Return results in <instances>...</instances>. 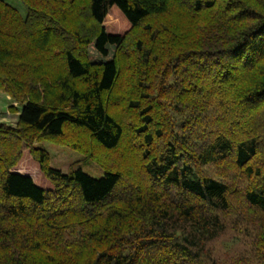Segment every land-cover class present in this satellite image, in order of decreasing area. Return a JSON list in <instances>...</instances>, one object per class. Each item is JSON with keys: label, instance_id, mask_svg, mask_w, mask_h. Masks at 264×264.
<instances>
[{"label": "trees", "instance_id": "16d2710c", "mask_svg": "<svg viewBox=\"0 0 264 264\" xmlns=\"http://www.w3.org/2000/svg\"><path fill=\"white\" fill-rule=\"evenodd\" d=\"M79 1L23 0V17L0 0V91L22 105L0 123V264H264V0ZM38 138L124 150L89 154L95 178L51 167ZM23 149L51 188L15 170ZM228 228L251 251L219 261L206 243Z\"/></svg>", "mask_w": 264, "mask_h": 264}, {"label": "rangeland", "instance_id": "374dc122", "mask_svg": "<svg viewBox=\"0 0 264 264\" xmlns=\"http://www.w3.org/2000/svg\"><path fill=\"white\" fill-rule=\"evenodd\" d=\"M6 1L12 6H14L19 11L21 16L23 17L26 16L27 6L23 2V0H6ZM79 3L80 1L76 0V4L72 6L73 11L78 9ZM52 5L54 8H56L57 6H61L62 4L59 2V0H54V2H52ZM64 5H65V1H64ZM165 9L166 12L164 13L166 19H164V21L161 20V22H166V25L168 23L172 24L173 22L177 21V19H182V16L178 18V13L179 11H183V10L181 6L177 7V3L168 2L166 4ZM82 15L83 14L80 15L79 12H76V14L73 12V15L71 16L72 20L70 19L71 22H68V26L74 27L73 26L74 24L80 23L82 21L81 20ZM195 19L196 18H192V19L184 18L181 21V25L185 24L184 27L182 28V31L185 32L188 29L190 22L193 23ZM42 25L44 26L43 23ZM42 25L40 24V26ZM102 26H104L108 34H115L121 36H124L131 29V25L129 21L116 6H111L108 9L104 17ZM163 28L165 27L157 26V29L160 31L159 34L162 32ZM188 41H190V39ZM188 41L183 42L180 47L165 46L164 55L170 57L171 55H175L177 53L176 51H178L179 49L183 50L181 48H185V47L190 48L191 45ZM35 59L41 60V56ZM21 106L22 105L20 104L19 100H15L7 93L0 91V123H4L10 127L15 128L17 126L18 113L14 111L15 109L19 110ZM12 108L15 109L13 110ZM85 134L86 133H84L83 130L74 131L72 132V134H70L69 139L67 137L66 140L68 139L67 141L69 143H73L74 141L73 139H75V137L76 138L81 137L85 139V141H87V135ZM82 136H86V137H82ZM56 140L58 141V139ZM76 142H77L76 144L78 145L77 140ZM31 146L37 148L41 147L47 150L50 155V163H49L50 166L55 169H59L63 173H69L77 168H80L84 172L88 173L89 175L95 178L101 177L104 174V169L99 165L96 159L89 157L90 156L89 154L95 156L105 154L107 157L109 156L115 158L114 155H117L121 153V150H124L122 147L121 148L119 147L116 149L115 152L102 153L100 151V148H95V144L92 142L91 138L88 139V144L86 143V147L88 150L82 148L84 151L75 147H69L67 145L58 144L56 141L54 142L41 138L34 140ZM22 155L23 156L16 167L17 169L15 170L28 173L31 176H33V178H35L37 182L41 183L44 188L47 189L51 188L49 181L45 180L42 176V173L38 171L39 168L38 164L34 162V160H32V158L30 157L29 150L23 149ZM121 156L117 157V159L121 158ZM128 158L130 159L129 156ZM135 162L136 159L133 160V163ZM130 178H133L130 181H132L134 184H138L137 181H135L134 175H130ZM178 228L184 230L185 232L186 230H189V228L184 224H179ZM206 245L212 249L213 256L215 259L219 261H229L230 258L238 256L239 254L242 253L249 254L252 247V240L251 237L245 235L244 232L236 230L234 228H228L226 230H223L222 232H219L214 238L208 240Z\"/></svg>", "mask_w": 264, "mask_h": 264}]
</instances>
